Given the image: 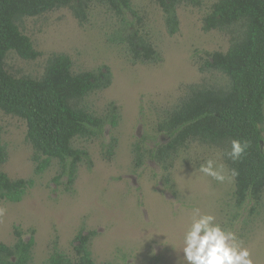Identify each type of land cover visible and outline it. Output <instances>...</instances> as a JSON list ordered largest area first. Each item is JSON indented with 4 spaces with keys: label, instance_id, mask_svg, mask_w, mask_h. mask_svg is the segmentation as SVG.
Listing matches in <instances>:
<instances>
[{
    "label": "rangeland",
    "instance_id": "obj_1",
    "mask_svg": "<svg viewBox=\"0 0 264 264\" xmlns=\"http://www.w3.org/2000/svg\"><path fill=\"white\" fill-rule=\"evenodd\" d=\"M217 1L201 0L200 7L181 5L180 30L170 36L156 0H132L143 32L162 57L157 65L131 63L127 52L111 41L120 28L119 19L98 5L91 7L83 25L68 8L23 21L21 30L42 56L27 61L10 53L7 69L16 76L39 78L54 54L70 56L75 72L108 67L112 85L91 96L89 104L102 112L114 103L121 120L114 133L106 128L101 141H78L80 148L90 152L92 165H81L73 188H68L66 178L56 182V164L35 174L26 123L0 110L2 141L8 153L1 169L11 179L35 182L21 203L0 204V242L12 244L15 227L24 231L26 240L34 230L33 264H47L56 239L59 248L71 254L76 234L94 231L96 264H185L180 251L182 234L192 208L198 207L236 231L254 264H264V200L253 214L251 205L241 210L235 207L234 180L221 148L197 145L183 153L173 171L176 193L165 187L162 171L154 162L134 169L133 143L143 137L151 147L166 142L167 137L154 130L158 120L178 103L187 87L215 80V74L203 73L200 67L207 53L226 52L230 46L228 35L203 30L204 18ZM127 17L137 22L129 12ZM112 134L119 146L109 161L103 157L102 144ZM209 158L223 164L229 179L218 182L199 172L200 164Z\"/></svg>",
    "mask_w": 264,
    "mask_h": 264
},
{
    "label": "trees",
    "instance_id": "obj_2",
    "mask_svg": "<svg viewBox=\"0 0 264 264\" xmlns=\"http://www.w3.org/2000/svg\"><path fill=\"white\" fill-rule=\"evenodd\" d=\"M156 1L170 36L180 30L181 5L201 6V0ZM93 5L119 19L120 28L111 41L127 52L132 64L162 62L151 37L142 30V18L133 9L132 0H0V110L26 123L35 174H43L56 164L55 180L59 183L66 178L68 188H73L81 165H92L90 152L80 148L78 141H101L107 127L114 133L120 124L116 104H108L102 112L89 104L91 96L112 85L111 71L103 67L75 72L70 56L54 54L41 77L16 76L7 69L6 59L10 53L27 61L42 56L21 30L25 19L68 8L83 25ZM128 12L136 17L135 24L129 22ZM203 30L230 38L226 52L207 53L203 58L200 71L215 74V80L187 87L178 103L158 120L154 130L166 136V142L151 147L143 137L133 143L134 169L154 162L162 171L165 187L176 193L173 171L182 154L197 145L219 147L230 174L233 169L237 173L232 176L235 207L241 210L251 205L253 214L264 200V0H219L205 16ZM233 139L250 142L237 161L226 155ZM118 146L119 139L112 134L109 142L102 144L103 157L112 160ZM7 159L0 128V204H19L35 182L11 179L1 169ZM13 235L12 244L0 242V264H33L34 230L29 240L19 227ZM96 235L80 230L71 254L63 252L56 239L47 264H96L92 252Z\"/></svg>",
    "mask_w": 264,
    "mask_h": 264
},
{
    "label": "clouds",
    "instance_id": "obj_3",
    "mask_svg": "<svg viewBox=\"0 0 264 264\" xmlns=\"http://www.w3.org/2000/svg\"><path fill=\"white\" fill-rule=\"evenodd\" d=\"M249 147L250 142L233 139L226 155L237 161ZM198 170L218 182L229 179L223 164L213 158L201 163ZM236 174L233 169L231 175ZM180 251L185 264H254L252 253L239 234L222 224L215 214L202 212L198 207L192 208L184 227Z\"/></svg>",
    "mask_w": 264,
    "mask_h": 264
}]
</instances>
